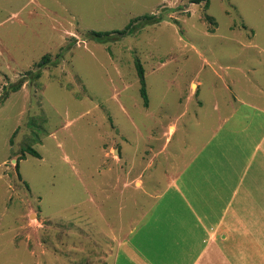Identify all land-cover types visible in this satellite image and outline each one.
Segmentation results:
<instances>
[{
    "label": "rangeland",
    "instance_id": "rangeland-1",
    "mask_svg": "<svg viewBox=\"0 0 264 264\" xmlns=\"http://www.w3.org/2000/svg\"><path fill=\"white\" fill-rule=\"evenodd\" d=\"M206 3L0 0V264H113L218 119L264 133V0Z\"/></svg>",
    "mask_w": 264,
    "mask_h": 264
},
{
    "label": "crops",
    "instance_id": "crops-1",
    "mask_svg": "<svg viewBox=\"0 0 264 264\" xmlns=\"http://www.w3.org/2000/svg\"><path fill=\"white\" fill-rule=\"evenodd\" d=\"M217 121L198 158L182 164L173 208L129 231L113 264H264V133L251 141Z\"/></svg>",
    "mask_w": 264,
    "mask_h": 264
},
{
    "label": "trees",
    "instance_id": "trees-1",
    "mask_svg": "<svg viewBox=\"0 0 264 264\" xmlns=\"http://www.w3.org/2000/svg\"><path fill=\"white\" fill-rule=\"evenodd\" d=\"M200 2H204V5H206V0H189V3H193V4H198ZM143 20H146L147 18H142ZM132 22H129L121 31L116 32L117 35L121 36L124 35L125 33H128L129 31H131L130 27H131ZM91 37H93L94 39L100 41L101 38L104 36V34H100V33H95V32H90ZM46 62H48V57L47 56H42L40 59V62L37 64L38 67H40L41 65L45 64ZM135 68H136V74L138 76L139 79V83H140V97L142 99L143 105L146 106V98H145V93H144V88H143V79H142V69L140 67V65L135 62ZM33 78H38V73L33 75ZM19 87V83L15 84V86L12 87V91L17 90ZM27 154H29L30 156L36 157L38 158L39 156L37 155L36 152L32 151V150H26L25 151ZM14 167L16 168V162L14 164Z\"/></svg>",
    "mask_w": 264,
    "mask_h": 264
},
{
    "label": "bare ground",
    "instance_id": "bare-ground-1",
    "mask_svg": "<svg viewBox=\"0 0 264 264\" xmlns=\"http://www.w3.org/2000/svg\"><path fill=\"white\" fill-rule=\"evenodd\" d=\"M173 131V130H172Z\"/></svg>",
    "mask_w": 264,
    "mask_h": 264
}]
</instances>
